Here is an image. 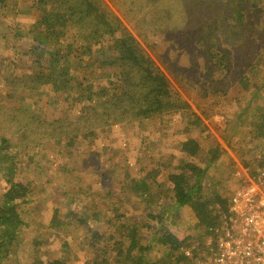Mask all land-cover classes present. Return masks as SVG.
<instances>
[{
    "label": "rangeland",
    "instance_id": "rangeland-1",
    "mask_svg": "<svg viewBox=\"0 0 264 264\" xmlns=\"http://www.w3.org/2000/svg\"><path fill=\"white\" fill-rule=\"evenodd\" d=\"M226 1L172 0V12H167L176 15L181 24L174 26L173 20L155 17L159 28L149 31L148 22L154 20L150 11L157 0H101L190 106L150 119H135L132 112L119 109L112 110L115 115L109 119L105 116L110 106L105 102L108 96L100 94L99 81L108 87L116 81L114 67L98 71L87 67L82 80L93 86L83 102L45 82L46 72H51L47 69L50 54L38 65L36 42L32 45L27 32L42 28V18L56 8L76 12L80 0H46L44 4L11 0L12 8L0 6V29L4 24L21 32V38L6 43L0 39V139L15 144L9 151L18 155L17 160H22L21 155L26 162L29 156L33 158L27 174L17 172L15 177L17 182L31 183L19 204L28 223L17 250L21 264H52L66 258L70 264L112 263L116 251L110 250L106 240L114 227L105 221L114 217L140 226L148 222L140 238L155 262L168 251L156 241L161 221H148L150 213H162L164 224L181 240L199 235L192 210L178 209L173 200L169 175L178 165L189 162L206 169L203 194H219L228 200L238 184V164L253 174L264 170L257 167L264 161V89L258 93L264 85V0L247 1L243 8ZM240 12L246 17L244 22ZM192 25H214L228 50L223 70L213 69L204 52L193 44ZM236 29L239 38H235ZM72 32L68 30L67 36ZM114 38L105 35L98 42L91 38L92 56L83 53L87 48L68 50L71 58L84 55V63L99 53L109 59ZM60 40L65 46L69 43ZM244 76L250 80V91L239 85ZM192 113L202 119L199 127L191 126ZM188 139L199 141L203 153L188 155L181 148ZM212 150L217 151L216 157H210ZM4 172L0 160V197L9 188ZM144 178L154 183L156 197L151 205L129 193L130 180ZM85 212H89L87 223H82ZM96 228L103 239L95 234ZM116 236L112 242L119 240ZM95 239L99 243L93 246Z\"/></svg>",
    "mask_w": 264,
    "mask_h": 264
},
{
    "label": "trees",
    "instance_id": "trees-1",
    "mask_svg": "<svg viewBox=\"0 0 264 264\" xmlns=\"http://www.w3.org/2000/svg\"><path fill=\"white\" fill-rule=\"evenodd\" d=\"M42 4L46 0H38ZM172 0H157V6L154 11L151 10L152 18H161L169 22L173 20L174 26L181 24L176 18V15L169 14V4ZM219 1V0H216ZM247 1L254 0H227L228 5L239 4L243 8V4ZM11 0H0V6L11 7ZM220 3H223L220 1ZM237 10V9H236ZM236 10H233L235 12ZM46 13H50L46 11ZM239 14V19L244 22L245 16ZM236 14H234L235 16ZM191 20L190 17H188ZM234 19H238L234 17ZM248 19V18H247ZM149 31L159 28L157 20L153 23L148 22ZM42 28L36 31L30 28L27 32L28 39L30 38L32 45L36 42L35 53L37 57V64L43 57H48L47 62L50 73L46 71V83L52 85L56 91H62L69 96H74V101H84L85 93L92 88L90 84L85 85V79L82 80L83 73L88 68H96V71L105 69L107 66L114 67L118 70L115 73L116 81H111L108 85L101 81V92L104 96H108L105 101L109 108H106L105 116L109 119L114 116L112 110H124V112H132L136 119H150L164 115L166 112H173L179 110L189 109V105L183 102L182 97L172 87L170 81L162 70L156 65L155 61L147 56L139 46L135 37L125 28L120 19L109 11L107 6L101 0H80L79 7L76 12L62 10L56 8L50 14H46L42 18ZM194 27V25H192ZM194 27L192 33L195 37L193 44L196 48L202 50L207 61L214 65L213 69H222L224 64L228 63V50L222 45L219 37L215 33L214 25H207L206 27ZM70 30L71 36H67L66 32ZM235 38H239L236 30ZM14 34V35H12ZM120 34V36H118ZM139 36L145 37L143 32L139 31ZM105 35L115 36L112 47V57L107 59L100 56L89 58V63H84L81 53L78 56L71 58L69 51L71 47L87 48L85 55L92 56V43L99 41L100 37ZM21 38V32L16 30L14 32L11 27L5 26L0 29V39L5 43L9 39ZM61 38L69 41L68 45H63ZM71 38V39H70ZM73 40V41H72ZM2 42V40H1ZM27 42V41H26ZM69 49V50H68ZM69 51V52H68ZM28 53V52H25ZM31 53V52H30ZM68 62V67L64 63ZM100 63L101 66H96ZM225 65L223 66V68ZM223 70V69H222ZM134 80H138L136 83ZM134 82V83H133ZM239 85L244 90L251 89L250 80L247 77L239 79ZM256 88V86H253ZM264 85L259 87L258 93ZM91 90V89H90ZM139 90V91H137ZM78 95V96H76ZM90 101H94L89 97ZM104 102V105L106 106ZM125 108V106H127ZM126 109V110H125ZM96 110V109H95ZM194 120L190 121L191 126L199 127L203 122L202 119L192 113ZM190 124V123H189ZM13 142L1 137L0 139V160L3 165L4 173L7 174V183L9 188L0 197V264H21L17 255V250L24 240V229L28 227V223L24 220L22 213L19 210V204L27 197L30 190L31 183L15 181L16 173L21 172L27 174L28 165L31 160L29 156L27 162L22 155L21 161L17 160L18 155H13L9 150L14 146ZM181 148L190 156H197L202 154V148L199 141L188 139ZM217 151L212 150L210 157H216ZM259 169L264 168V161H260L257 165ZM257 170V169H256ZM178 171V172H177ZM206 169L201 168L193 163L185 162L176 167V172L169 175V180L172 183L173 200L178 209L189 207L195 217V230L199 234L198 237H188L181 240L164 224L165 220L162 213L160 215H148L149 219L161 221L158 228L156 241L166 248L167 255L159 257L155 262L149 256L148 245L144 238H140L142 232L148 229V222L146 225H138L135 222L121 223L116 217L107 218L105 223L110 228L114 227V233L106 240L110 250L116 251L112 263L105 261H95L94 264H188L184 257L183 248L190 244L189 242L202 241L210 235L217 238L216 230L222 226V216L228 214L229 200L219 194L210 195L203 194L202 189L204 180L206 179ZM153 182L150 178H144L141 181L130 180L129 193H134L141 197L144 201H149V204L155 202V194L153 192ZM112 211V208H110ZM94 213L93 211H90ZM89 212H85L82 223H87ZM97 217V216H96ZM143 230V231H142ZM95 234L100 235L99 239H103L101 230L94 231ZM106 233L109 230L105 231ZM119 236V240L112 242L115 236ZM116 236V237H117ZM99 239H95L93 246L99 243ZM105 240V239H104ZM201 243V242H200ZM38 246V242H36ZM67 260H54L52 264H70Z\"/></svg>",
    "mask_w": 264,
    "mask_h": 264
},
{
    "label": "built area",
    "instance_id": "built-area-1",
    "mask_svg": "<svg viewBox=\"0 0 264 264\" xmlns=\"http://www.w3.org/2000/svg\"><path fill=\"white\" fill-rule=\"evenodd\" d=\"M237 187L222 226L202 243L185 245L190 264H264V170L253 174L238 164Z\"/></svg>",
    "mask_w": 264,
    "mask_h": 264
},
{
    "label": "crops",
    "instance_id": "crops-1",
    "mask_svg": "<svg viewBox=\"0 0 264 264\" xmlns=\"http://www.w3.org/2000/svg\"><path fill=\"white\" fill-rule=\"evenodd\" d=\"M141 198V197H140Z\"/></svg>",
    "mask_w": 264,
    "mask_h": 264
}]
</instances>
